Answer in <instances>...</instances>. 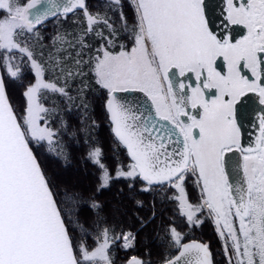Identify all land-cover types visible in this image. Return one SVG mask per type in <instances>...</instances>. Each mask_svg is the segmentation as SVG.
<instances>
[{
	"label": "snow or ice",
	"instance_id": "snow-or-ice-1",
	"mask_svg": "<svg viewBox=\"0 0 264 264\" xmlns=\"http://www.w3.org/2000/svg\"><path fill=\"white\" fill-rule=\"evenodd\" d=\"M127 3L131 20L123 11L122 0H108L107 4L109 10L118 11L128 40L117 45V30L109 18L91 13L86 0H0V67L10 78L19 79L20 66L14 60L20 53V61L26 57L34 73V83L23 91L25 105L19 115L0 76V264H114L112 244L122 239L127 249L135 240L131 232L114 234L94 196L85 200L76 190L57 191L31 147L47 143L51 151L56 144L58 130L50 124L58 104L53 100V106H46V93L74 101L66 90L68 80L89 73L106 92L112 132L130 161L127 166L118 163L113 171L103 160L102 147L86 140L85 159L98 170L96 191L121 178L129 181L130 192L137 180L143 182L141 191L154 186L175 189L170 199L178 203L189 225L203 223L201 216L213 221L227 264H264V114L258 117L255 147L248 148L241 146L236 117L237 103L250 92L257 93L264 105V0H227L226 21L247 29L235 42L219 39L209 29L204 0ZM77 9L86 19L84 33L72 40L67 34L56 37L68 47L79 45L73 64L57 57L46 68L29 47V35L49 18H67ZM99 24L109 34L96 32L102 43L85 58L84 50L90 45L84 35ZM221 57L226 72L217 70ZM49 70L58 73L55 79H45ZM189 74L195 77L194 84L173 79ZM213 90L209 98L206 93ZM130 91L144 93L154 112H141L117 96ZM189 106L199 110L198 116L189 114ZM61 127L66 129L67 124L61 121ZM233 150L241 153L243 161L238 165L242 179L235 184L230 183L225 169V154ZM189 175L199 189L196 203L187 195ZM85 203L94 212L89 225L79 217ZM135 203L142 206L138 200ZM168 230L179 255L162 264H212L208 245L182 243L183 236L174 226ZM77 231L79 239L73 234ZM89 237L95 245L92 248L85 242ZM192 254L194 261L185 259ZM127 264L150 262L132 256Z\"/></svg>",
	"mask_w": 264,
	"mask_h": 264
},
{
	"label": "trees",
	"instance_id": "trees-1",
	"mask_svg": "<svg viewBox=\"0 0 264 264\" xmlns=\"http://www.w3.org/2000/svg\"><path fill=\"white\" fill-rule=\"evenodd\" d=\"M27 0H21L26 3ZM126 0H122L125 15L132 18V11L125 6ZM108 0H86L88 10L96 14L109 18L116 31V43H124V32L120 26L118 11L108 9ZM86 19L82 11H75L67 18L56 17L45 24L36 27L34 35H29L28 44L35 54L36 59L47 68L59 57L65 64L71 66L76 58L79 49L68 47L56 40L57 35H68L72 40L84 33L86 29ZM103 31L108 35L105 25L95 26V31L84 35V41L90 47L84 50L85 58L94 53V50L102 43L96 32ZM118 50V49H117ZM20 53H16L14 63L20 66V78L12 79L3 67H1L5 87L10 102L18 115L25 105L23 91L25 87L34 81V73L31 70L30 62L25 57L20 61ZM85 71L87 69L85 68ZM58 73L51 70L46 71L45 79L53 80ZM63 86V80L59 81ZM86 85V87H85ZM69 94L74 97V101H68L60 97L46 93L47 99L44 101L48 107L53 106L52 101H57L58 111L51 120L50 126L58 130L56 144L50 151L47 143L37 146L31 145L41 167L46 175L51 177L57 191L64 188L76 190L83 194L85 200L94 196L95 200L102 204L101 216H106L107 225L115 229V233L121 231H131L135 234L134 244L130 248H123L121 240L115 241L110 249L114 257V264H123L130 257L136 256L150 264H160L166 259L172 258L179 249L170 240L169 227L174 226L183 236L182 243L199 239L204 241L213 255L214 264H227L220 239L215 234L214 226L210 219L201 216L203 223L198 226L188 224L186 218L182 216L178 209V203L170 199L175 195V189L170 187L154 186L150 191H141L143 182L137 180L134 189L130 192L129 181L125 179H113L109 188L100 192L97 187V168L85 159L88 151L87 144L98 143L103 150V160L113 171L117 164L127 166L130 162L127 150L114 137L109 115L105 109L106 92L95 84L91 73L84 76L70 78L67 83ZM82 90V91H81ZM61 121L67 124V128L61 127ZM93 121L95 124H93ZM75 132V135L72 133ZM87 140V144L85 141ZM65 157L67 159H65ZM76 170L78 172L62 173V171ZM85 174V175H83ZM188 198L191 202L198 201V191L193 183V177L185 181ZM122 190V191H121ZM140 201L142 206H138L135 201ZM155 213V217H153ZM80 219L86 224H91L94 219L93 210L85 203L80 207ZM177 218V219H176ZM141 219L144 221L141 224ZM70 232L73 231L69 225ZM78 239L80 233H73ZM89 248L94 247L93 240L89 237L85 240Z\"/></svg>",
	"mask_w": 264,
	"mask_h": 264
},
{
	"label": "water",
	"instance_id": "water-1",
	"mask_svg": "<svg viewBox=\"0 0 264 264\" xmlns=\"http://www.w3.org/2000/svg\"><path fill=\"white\" fill-rule=\"evenodd\" d=\"M204 4H205V17L208 21L209 29L213 32V34L216 35L219 39H224L225 37H227V35L233 37V34L235 32V25L229 24L226 21L227 0H204ZM78 10L79 9H77L76 11ZM70 14L71 13H69L68 15ZM52 19L53 18H49L48 20L44 21L41 24H44ZM0 76H2L1 68H0ZM117 96L118 98H122L124 101H127V103L132 107L139 108L141 112H145V111L154 112L150 100L147 99L144 93H141L139 91H130L126 93H117ZM159 123L164 124L166 127L169 128L173 127V125L170 122L159 121ZM240 126L242 129L241 146L244 148L255 147L256 144L255 141L247 139V135L249 131L248 127L245 126L243 122H240ZM242 162H243L242 155L240 152L236 150L227 152L225 154V169L229 175L230 183L235 184L237 180L242 179V169L238 168V165L242 164ZM192 241L206 244L205 242L198 239L189 240L184 243H191ZM209 251L211 253L212 264H214L212 252L210 249ZM176 255H179V251L172 258H174ZM195 258H196L195 254H192L191 256L186 257L185 259H192L194 261ZM127 261L123 264H127Z\"/></svg>",
	"mask_w": 264,
	"mask_h": 264
},
{
	"label": "flooded vegetation",
	"instance_id": "flooded-vegetation-1",
	"mask_svg": "<svg viewBox=\"0 0 264 264\" xmlns=\"http://www.w3.org/2000/svg\"><path fill=\"white\" fill-rule=\"evenodd\" d=\"M125 3H126L125 6L129 8L127 0ZM127 17L129 18V20H131L130 14ZM246 34H247V29L243 25H235V32L233 34V37H230V35H227V38H230L233 42H235L236 39H240L243 35H246ZM124 43H128L125 33H124ZM216 63H217L218 71L226 72L227 70L226 65L222 57L218 58ZM244 72L248 74L249 76H251V74L247 71V69H245ZM173 79L174 80L182 79L186 84L195 83V77L191 74H189L187 77H184V78L174 77ZM213 93H214V90L212 92L206 93V95L209 98H211ZM189 94H190V90H189ZM188 110H189L190 115L198 116V111H199L198 109L193 110L189 106ZM261 114H264V105H261L259 103V97L257 93H251V92L248 93L246 96L241 97L240 101L236 105L237 124L239 125L240 129H241L240 122H243L245 126L248 127L249 131H248L247 139L254 140L255 143L259 136L258 117ZM181 119H183L186 123L190 122L187 120V117H181ZM194 131H198V130H194ZM241 137H242V129H241L240 140H241ZM186 180H189V177Z\"/></svg>",
	"mask_w": 264,
	"mask_h": 264
},
{
	"label": "rangeland",
	"instance_id": "rangeland-1",
	"mask_svg": "<svg viewBox=\"0 0 264 264\" xmlns=\"http://www.w3.org/2000/svg\"><path fill=\"white\" fill-rule=\"evenodd\" d=\"M32 83H34V81L32 82ZM24 100H25V98H24ZM71 171L72 172H78V171H76V170H70V171H62V173H71ZM83 175H85V174H83ZM197 191H198V195H199V189L197 188ZM189 193H187V195H188ZM189 197V196H188ZM177 219V218H176ZM211 220V219H210ZM211 222H212V224H213V226H214V223H213V221L211 220ZM214 230H215V234L217 235V232H216V229H215V226H214ZM177 231H179V230H177ZM125 232H127V231H125ZM128 232H131V231H128ZM180 232V231H179ZM131 233H134V232H131ZM181 233V232H180ZM217 237H218V235H217ZM219 238V237H218ZM220 239V238H219ZM220 241H221V239H220ZM221 243H222V241H221ZM123 244H124V242H123V240L121 239V245H122V247L124 248V246H123ZM133 244H134V242L132 243V246H133ZM131 246V247H132ZM130 248V247H129Z\"/></svg>",
	"mask_w": 264,
	"mask_h": 264
}]
</instances>
